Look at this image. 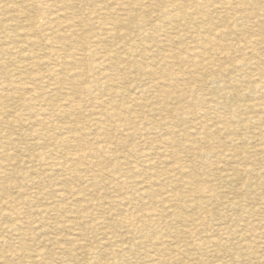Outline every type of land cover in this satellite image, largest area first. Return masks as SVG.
<instances>
[{"label": "rangeland", "instance_id": "obj_1", "mask_svg": "<svg viewBox=\"0 0 264 264\" xmlns=\"http://www.w3.org/2000/svg\"><path fill=\"white\" fill-rule=\"evenodd\" d=\"M263 99L264 0H0V264H264Z\"/></svg>", "mask_w": 264, "mask_h": 264}, {"label": "bare ground", "instance_id": "obj_2", "mask_svg": "<svg viewBox=\"0 0 264 264\" xmlns=\"http://www.w3.org/2000/svg\"><path fill=\"white\" fill-rule=\"evenodd\" d=\"M225 2V1H224ZM227 2V1H226ZM229 2V1H228ZM224 7V6H223ZM176 14V13H175ZM178 16V15H177ZM66 100V99H65ZM68 100V99H67ZM264 100V99H263ZM68 102V101H67ZM264 102V101H263ZM70 103V102H69ZM68 103V104H69ZM65 104V103H64ZM67 104V103H66ZM264 107V106H263ZM1 108V107H0ZM263 110V109H262ZM264 111V110H263ZM263 113V112H262ZM187 116V115H186ZM197 116H198V114H197ZM199 117V116H198ZM260 121V120H259ZM230 129H231V127H230ZM229 130V129H228ZM231 133V132H230ZM164 143V142H163ZM261 149V148H260ZM230 153V152H229ZM231 156V155H230ZM76 157H78V156H76ZM144 157V156H143ZM74 159H75V157H74ZM63 168H64V165H63ZM66 170V169H65ZM146 181V180H145ZM142 187V186H141ZM168 195V194H167ZM175 195H177V194H175ZM178 197V196H177ZM164 203V202H163ZM166 203V202H165ZM167 204V203H166ZM167 206V205H166ZM197 206V205H196ZM170 207V206H169ZM198 207V206H197ZM174 208H177V207H174ZM183 209H184V207H183ZM177 210V209H176ZM158 214H160V213H158ZM175 215V214H174ZM155 216V215H154ZM168 216V215H167ZM175 218H176V216H175ZM179 218V217H178ZM185 218V217H184ZM155 220V219H154ZM149 221V220H148ZM147 221V222H148ZM156 221V220H155ZM147 222H144V224H146ZM181 223H183V222H181ZM143 225V224H142ZM147 225V224H146ZM158 225V224H157ZM144 227H146L145 225H144ZM155 227V226H154ZM70 228V227H69ZM156 231V230H155ZM150 232H152V231H150ZM195 233V232H194ZM242 233V232H241ZM157 234V233H156ZM260 234V233H259ZM165 235V234H164ZM251 235V234H250ZM148 236V235H147ZM161 237H162V235H161ZM211 237V236H210ZM210 237H209V239H210ZM164 238V236L162 237V239ZM264 238V237H263ZM149 239V238H148ZM161 239V240H162ZM168 239V238H167ZM208 239V240H209ZM262 239V238H261ZM193 240V239H192ZM149 241V240H148ZM206 241V240H205ZM263 241V240H262ZM145 243H148L147 241L145 242ZM158 243V242H157ZM141 244V243H140ZM139 244V245H140ZM155 244H156V242H155ZM170 244H172V243H170ZM167 245V244H166ZM208 245H210V244H208ZM141 246V245H140ZM158 246H160V245H158ZM157 247V246H156ZM156 247H155V249H156ZM162 247V246H161ZM167 247H168V245H167ZM210 247H212V246H210ZM158 248V247H157ZM149 251V250H148ZM146 255V254H145ZM144 255V256H145ZM157 255V254H156ZM155 256V255H154ZM148 258V257H147ZM261 258V257H260ZM147 260V259H146ZM156 262V261H155Z\"/></svg>", "mask_w": 264, "mask_h": 264}]
</instances>
